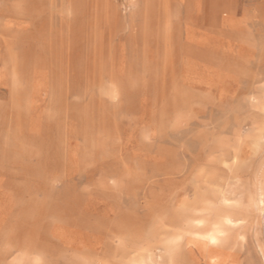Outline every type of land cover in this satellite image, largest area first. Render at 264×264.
Here are the masks:
<instances>
[{"label": "rangeland", "instance_id": "rangeland-1", "mask_svg": "<svg viewBox=\"0 0 264 264\" xmlns=\"http://www.w3.org/2000/svg\"><path fill=\"white\" fill-rule=\"evenodd\" d=\"M0 264H264V0H0Z\"/></svg>", "mask_w": 264, "mask_h": 264}]
</instances>
